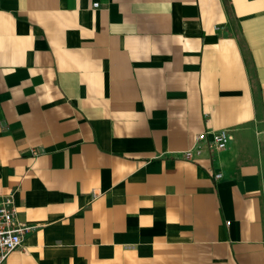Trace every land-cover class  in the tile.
<instances>
[{"label": "crops", "instance_id": "crops-1", "mask_svg": "<svg viewBox=\"0 0 264 264\" xmlns=\"http://www.w3.org/2000/svg\"><path fill=\"white\" fill-rule=\"evenodd\" d=\"M228 4L0 0L2 264H264V0Z\"/></svg>", "mask_w": 264, "mask_h": 264}, {"label": "built area", "instance_id": "built-area-1", "mask_svg": "<svg viewBox=\"0 0 264 264\" xmlns=\"http://www.w3.org/2000/svg\"><path fill=\"white\" fill-rule=\"evenodd\" d=\"M97 5V2L93 3V6ZM207 134V131H202L196 135L195 139L198 141L208 140L212 149H224L232 138L226 127L211 131L210 137ZM193 148L196 153H200V145L196 144ZM184 156L190 159L193 156V149H186ZM214 176L219 177L221 173H215ZM33 227L34 225L22 222L17 218L12 193L0 196V264L13 249L21 245L25 234Z\"/></svg>", "mask_w": 264, "mask_h": 264}, {"label": "trees", "instance_id": "trees-1", "mask_svg": "<svg viewBox=\"0 0 264 264\" xmlns=\"http://www.w3.org/2000/svg\"><path fill=\"white\" fill-rule=\"evenodd\" d=\"M223 2H224V4H225V7H226V9L228 10V3H229V0H223Z\"/></svg>", "mask_w": 264, "mask_h": 264}]
</instances>
